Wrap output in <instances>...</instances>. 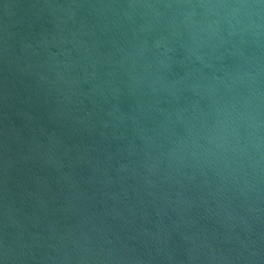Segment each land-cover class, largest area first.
Returning a JSON list of instances; mask_svg holds the SVG:
<instances>
[{
    "label": "water",
    "instance_id": "obj_1",
    "mask_svg": "<svg viewBox=\"0 0 264 264\" xmlns=\"http://www.w3.org/2000/svg\"><path fill=\"white\" fill-rule=\"evenodd\" d=\"M0 264H264V0H0Z\"/></svg>",
    "mask_w": 264,
    "mask_h": 264
}]
</instances>
